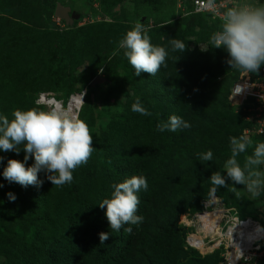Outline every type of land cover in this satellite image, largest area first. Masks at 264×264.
<instances>
[{
	"label": "trees",
	"instance_id": "obj_1",
	"mask_svg": "<svg viewBox=\"0 0 264 264\" xmlns=\"http://www.w3.org/2000/svg\"><path fill=\"white\" fill-rule=\"evenodd\" d=\"M31 1L11 0L6 4L0 0V50L28 38L30 45L20 44L18 53L38 54L42 59L30 76L25 74L30 77L28 81L40 84L37 89L28 90L29 82L22 77L11 79V67L1 69L5 79L16 82L21 91H30L28 103L19 104L20 108L46 111L35 103L39 94L54 93L65 101L69 95L92 92L89 84L99 74L111 89L117 84L114 102L119 109L99 117L103 124L99 123L97 134L91 133L94 151L86 164L75 169L71 183L56 186L45 181L40 188L26 189L12 184L10 192L16 195V201L10 206L0 203V260L3 264H220L221 251L200 256L186 248V234L178 224L180 215L199 212L201 201L213 192L240 218L255 217L258 206L264 204V191L256 205L228 188L213 191L209 180L215 163L231 156L229 137H239L251 126L244 119L245 113L228 102L232 84L244 71L229 68L226 51L210 44L217 22L201 14L180 17L175 2L169 0H155L169 8L162 13L152 10L153 19L141 9L145 0H133L131 5L125 0H94L109 22L93 21L84 27L72 23L58 30L48 19L56 0ZM33 2L39 3V21H35L39 12L34 17L32 14ZM130 13L133 22L129 21ZM137 23L143 25L153 45L168 52L155 76L141 73L136 77L123 50H118V41ZM85 33L95 35L97 42ZM189 37L196 45H206L207 50H189ZM173 38L186 44L184 52L172 50L169 41ZM65 40L68 42L64 44ZM81 57L88 58L89 65L76 62ZM0 62L5 65L2 53ZM81 67L84 69L80 72ZM249 75L252 81L258 76ZM123 84H130V88L121 95L118 89ZM137 98L151 115L132 111ZM87 100L85 94L78 118L90 129L94 118ZM7 107L11 108L10 102ZM171 115L181 117L190 127L157 131V124ZM249 137L251 146L264 142L262 137ZM254 147L236 159L246 162ZM208 150L213 159L203 161L199 154ZM10 153L11 159L23 161V151L19 155ZM31 163L30 159L28 165ZM258 170L256 167L254 171ZM132 176H143L148 184L146 191L137 194L140 203L136 215L143 216V222L113 231L98 205L111 197L113 184ZM40 179H44L43 173ZM1 183H7L2 176ZM0 197L5 198L2 194ZM260 222L264 227V219ZM128 227L130 233L124 230ZM101 232L110 234L104 244L99 243Z\"/></svg>",
	"mask_w": 264,
	"mask_h": 264
},
{
	"label": "clouds",
	"instance_id": "obj_2",
	"mask_svg": "<svg viewBox=\"0 0 264 264\" xmlns=\"http://www.w3.org/2000/svg\"><path fill=\"white\" fill-rule=\"evenodd\" d=\"M57 19L62 21L66 27L70 25L64 20ZM54 25L59 28L58 30H63L58 23H54ZM209 42L214 49L226 51L228 59L225 60V63L229 68L259 75L261 67L264 66V3H260L259 0H255L254 3H247L245 0H232V6L227 7L222 14L220 29L211 35ZM169 43L173 51L182 53L186 50V44L181 40L173 38ZM117 47L118 50H123V55L134 69L136 77H139L141 73L155 76L168 55L164 47L151 43V37L140 23L135 24L131 30L126 32L124 37L118 41ZM198 49L200 51L207 50H203L201 47ZM115 54L113 53V55ZM85 94L84 90L69 95L65 101L57 99L63 103L74 95L80 96L79 114ZM53 95L55 94L48 93L42 94L40 97L42 100L51 99L54 98ZM44 107L48 108L45 104ZM132 111L144 116L151 115L141 104L139 98L132 104ZM78 114L76 117L66 110L51 107L47 111L37 108L26 111L17 109L12 113L11 119L6 115H0V152H12L16 155H19L21 151L24 152L23 161L8 159L0 176L8 184L14 183L24 189L28 187L40 188L45 181L56 186L71 183L75 169L86 164L94 151L90 129L83 120L78 118ZM189 127L190 125L181 117L171 115L166 122L162 121L157 124V131L175 132L178 129ZM245 131H249V133L244 135ZM250 135H255L251 132V126L243 131V135L229 137L231 156L225 162V174L213 172L209 177L213 191L230 188L239 196L236 185H244L252 197L261 196L264 191V181L260 179L262 173L250 171L246 176L245 169L264 164V142H255L252 155L245 158L244 169L240 167L236 159L239 154L245 153L253 144ZM199 155L203 161H212L213 159L211 150ZM4 159L3 156H0V164L4 162ZM30 159L32 163L28 165ZM41 173L44 174L43 180L40 179ZM228 181L232 183L229 184ZM3 187L4 185L0 184V188ZM111 187L113 189L111 197L103 199L98 205L100 209L104 210L108 227L113 231H119L124 225L141 224L144 218L136 215L140 203L137 194L141 190H147L146 178L132 176ZM5 195L10 203H14L17 199L12 192ZM193 214L196 213L186 212L180 215L178 220V224L186 234L185 245L189 229L182 225L181 219L186 215ZM124 230L129 233L132 231L131 227ZM260 232H264V229L258 227L257 233ZM98 236L100 244H104L110 239L108 232H101ZM186 248L197 252L200 256L208 255H201L197 250L191 249L187 245Z\"/></svg>",
	"mask_w": 264,
	"mask_h": 264
},
{
	"label": "built area",
	"instance_id": "obj_3",
	"mask_svg": "<svg viewBox=\"0 0 264 264\" xmlns=\"http://www.w3.org/2000/svg\"><path fill=\"white\" fill-rule=\"evenodd\" d=\"M125 1L131 5L133 0ZM169 1L175 2L180 17L191 14L209 16L210 20L217 22L215 32L220 29L223 12L232 6V0ZM245 2L254 3L255 0ZM200 46L203 50L207 49L204 44ZM228 101L233 108L245 113L244 118L251 124L252 134L264 139V66L254 81L250 79L249 73L242 72L233 84ZM248 133L245 131L244 135ZM201 205L199 213L181 219L182 225L189 229L187 247L197 250L201 255L221 251L220 264L264 263V232L257 233L258 227L264 229L260 222L250 216L240 218L234 208L225 207L213 193Z\"/></svg>",
	"mask_w": 264,
	"mask_h": 264
},
{
	"label": "rangeland",
	"instance_id": "obj_4",
	"mask_svg": "<svg viewBox=\"0 0 264 264\" xmlns=\"http://www.w3.org/2000/svg\"><path fill=\"white\" fill-rule=\"evenodd\" d=\"M2 1L7 4V3H10L11 0H2ZM31 2L32 1L29 0V3H31ZM94 2H95L94 0H56V5L59 4L62 7H66L69 9L70 13H74V14L78 15V18L73 21V23H75V24L77 23L76 24L77 27H82V26L84 27V26L90 25V23L93 21L94 22H101V21L109 22L108 17H104L100 13L99 4L97 5L96 2L95 3ZM158 3L159 2H156L155 0H145L142 4L143 6H141L142 7L141 9L145 10L147 12L146 15L150 19H153L152 15H151L153 13L152 10L159 12V13H162V12H167L168 8H169V6H167L165 4H161V6H160ZM38 5H39V3H37V2H33V4H32L33 17L40 10ZM40 14H41V11L39 12L37 17L35 18V21H39L41 19L39 17ZM48 19L52 22V24L58 23L60 26H62L63 30L66 29V25L62 21H58L57 17L54 16V13L51 16L49 15ZM129 21L133 22V18H132L131 13H130V20ZM28 29L29 30L31 29L30 32L33 33V31H32L34 29L33 25L29 24ZM57 29H59V28H57ZM31 33L28 34L30 37L32 35ZM85 34H86L85 36H88L89 38L93 37L94 40L97 42L95 35H88V33H85ZM33 36H34V34H33ZM55 36H57V35H55ZM189 38L192 41L191 44L187 46V48L189 50L193 51V49L196 50L197 48L201 47L200 45L195 44L192 37H189ZM29 40L30 39H28V38H26V40L24 38H22L21 42H19L17 46L19 47L20 44L30 45L27 42ZM67 42H68V40H65L63 43L65 44ZM0 45H1V43H0ZM17 46L11 47L10 49H6V50L3 49V51L0 50V54L2 53L3 62L5 64V65L1 66L2 64L0 62V114L8 116L9 119L12 118V113L15 110L19 109V110L25 111V109L20 108L21 106H19V104H23V102L28 103L26 98L28 97V95H27L28 92H30V91H26V90L21 91L19 88H17L16 82L14 83V81L11 79L12 78L18 79L19 77H22V80L29 82V85L27 88L28 90L37 89V87L40 86V84L35 82V80L33 82L28 81L27 79L30 77H27L25 75L27 73V75L30 76L33 72L32 70L41 63L42 59H41L40 55H38V54H26V53L19 54L18 51L20 49L18 48V50H17ZM202 52H204V51H202ZM88 60H89L88 58L83 59L81 57L80 60L77 58L76 62H78V63L81 62L84 64L83 66L86 67L87 64L89 65ZM8 67H11L12 69H14L13 73L11 74L12 75L11 79L10 78L5 79L1 73V69H5ZM84 67L79 68V71L81 72L84 69ZM96 77L101 78V76L99 74ZM174 79H175V77L172 79V82L174 81ZM3 80H5V83L3 82ZM174 85L176 87L179 86V84H177L176 82ZM116 86H117V84L114 83L113 89H111L110 87L105 85L103 82V83H100L98 85H95L94 87H91L94 89V91L88 92V90H87L86 98L88 99L87 100L88 110L93 113L92 115L94 118V124L90 128V133H93V134L98 133V129H97L98 126L100 124H103L102 122H99L100 116L103 117L107 113L117 111L119 109V104H117L118 102H114L115 97H116L115 95H117V87ZM169 86H170V90H172V84H169ZM210 87H212V85ZM129 88H130V84H126V85L123 84L122 88L118 89V90H119V93L122 95V93H124L125 91H128ZM41 95L42 94H39L35 103L37 106H40L47 111L49 109L44 107V104H43L42 99L40 97ZM52 97L57 98V96H55V95H53ZM62 100L63 99L61 98L60 101H62ZM8 102H10V104H11V108H9V110L7 107ZM91 117L92 116H90V118ZM130 123L133 124L132 122H130ZM106 126L107 125H105V127ZM136 131L137 130H134V132H136ZM146 132L147 131L145 130V133ZM93 134L91 135L92 136V142H93L92 147H94V142H95ZM144 140L146 141V140H148V138H144ZM252 147H254V146H251L249 148H252ZM253 150L254 149H252L249 152V154H252ZM0 156H3L5 158L4 162L2 164H0V171H1V170H3V167L6 165V161L8 159L12 158V155L10 152H8V153L0 152ZM228 158L229 157L227 155V157H224V158H222V160H219L215 163V172H221L222 174H225L224 173V171H225L224 165H225V162ZM237 162L242 169L245 168L246 162H244V160H238L237 159ZM256 167H259L258 171L261 170L260 172L262 173V176L260 177V179L262 181H264V164H261L259 166H251L250 168L245 169V175L247 176L248 172L254 171L256 169ZM78 169H77V173L79 171ZM228 183L231 184L232 182L228 181ZM3 185H4V187L0 188V194H2L5 198L1 199V197H0V201H2V204L4 203L5 206H10L12 203L8 202L5 194L10 192V187H12V184L6 183ZM236 188L239 191V196L248 199L252 203L254 201V203H256V205L258 204V198L252 197L251 194L246 191L244 185H236ZM224 189H227V188H224ZM228 189H230V188H228ZM260 203H262V202H260ZM0 210H3L1 208V206H0ZM254 214H256V213H254ZM251 218H253L254 220H256L258 222H260V220L264 219V204L261 206H258L257 215L255 217L252 216ZM0 264H3L2 259L0 260Z\"/></svg>",
	"mask_w": 264,
	"mask_h": 264
},
{
	"label": "bare ground",
	"instance_id": "obj_5",
	"mask_svg": "<svg viewBox=\"0 0 264 264\" xmlns=\"http://www.w3.org/2000/svg\"><path fill=\"white\" fill-rule=\"evenodd\" d=\"M42 101H43V104L47 105L48 109H50L51 107H58L62 110L68 111L70 114L77 117L79 105L81 104V97L74 95L69 100L63 103L58 101L56 97L55 99L49 98V99H43ZM198 246L201 247V244L198 243Z\"/></svg>",
	"mask_w": 264,
	"mask_h": 264
},
{
	"label": "water",
	"instance_id": "obj_6",
	"mask_svg": "<svg viewBox=\"0 0 264 264\" xmlns=\"http://www.w3.org/2000/svg\"><path fill=\"white\" fill-rule=\"evenodd\" d=\"M54 16L61 20H64L67 24H70V25L73 23L74 20L78 18V15L74 13H70L68 8L62 7L59 4H57L55 7ZM103 82H104L103 78L96 77L93 79L90 85L91 87H94L95 85H98Z\"/></svg>",
	"mask_w": 264,
	"mask_h": 264
}]
</instances>
